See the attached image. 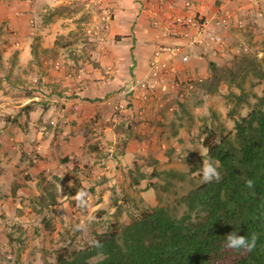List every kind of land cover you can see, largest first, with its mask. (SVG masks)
Instances as JSON below:
<instances>
[{"label":"rangeland","instance_id":"1","mask_svg":"<svg viewBox=\"0 0 264 264\" xmlns=\"http://www.w3.org/2000/svg\"><path fill=\"white\" fill-rule=\"evenodd\" d=\"M0 1L3 4L6 1H12V6L24 8L26 13L31 14L25 17V25L33 28L28 32L31 49H34V54L32 51L33 58L29 66L22 69L17 66L18 50L11 46L12 33H15V30L12 25L8 24V20L0 23V41L2 42L0 55L6 53L8 64H11L10 69L15 70L8 76L12 85L7 86L6 90L12 95L31 96L32 92L42 91L41 89L61 92L63 81H66V87H71L70 96L75 94L80 90H74V87L76 86L77 89L78 86H82L79 84H81V76L86 72V66L91 67L89 72L92 70L98 72L99 62L93 58V53L108 52L110 51L107 48L109 43L115 42L111 39L113 30L110 29L115 18L112 4L116 0ZM121 1L123 3L125 0ZM185 1L187 0L181 2L184 8ZM168 3L171 9L168 8ZM175 3V0H146L142 8L146 12L144 17L147 19L145 37L153 38L155 42L159 39L160 42L157 44L159 46L169 39V33L165 26H169L174 16L180 14L174 12ZM8 4L6 6H10ZM215 5L217 8L214 11H207L206 15H203L209 18L217 11H219L217 13L219 16L229 12V22L224 26L215 25V18L212 21L216 30L223 35L224 44L219 46L216 44L206 45L205 43L196 44L189 47V51L192 52L193 49L199 51L196 53L203 58L204 67L206 62L209 66V62L213 61L219 68H233L238 74L234 83L229 81L222 83L216 91L205 95L204 93L207 91L205 84H208L211 71L207 78L202 76L201 82L196 80L201 75L191 76L193 79L190 81L179 78V90L182 89L185 93L182 102L175 100L177 89L171 87L170 82L161 83L156 88L152 86L146 90L138 87L135 90L138 95L137 100H141V103L144 102L145 111H147L146 104H150L152 108H159L160 102L166 99L165 95H170L169 100H173L176 105L185 103L187 108L180 113L185 122L182 124L183 128L186 126L183 133L185 135L186 131L189 132L184 137L189 141L179 142V145L182 146L181 151L179 155H175L172 162L186 170L197 166L198 171H194L195 175L185 172L187 175L182 179L179 176L169 177L170 184L168 186L167 180H164L162 176L155 177L152 179L153 190L146 199H143L138 193V189H142L143 186L134 188L137 191L130 188L131 178L127 171L124 172V181L120 184V188L113 186L114 188L108 192L106 198H102L101 193L100 198H97L98 201L93 199L90 202L86 199L87 203L84 206H79L74 198L65 196L64 192L71 185L73 178L83 180V175L87 176L91 171L96 173L97 170L93 167L97 159L85 155L89 153L88 149V151L74 154L73 158L66 156L60 160L63 166L59 171L60 175L57 174L61 177V180L56 182L58 204L53 207L41 208L36 200L37 195L41 192L38 181L44 174L37 175L36 182L29 184L25 182L26 178L21 177L19 182L17 178L11 183L5 181L6 183L2 184L6 185L0 188V264H55L58 253H72V251L89 244L95 233L114 230L116 229L115 225L120 228L122 223H128L142 210L153 207L154 204L155 206H172L179 197L203 182L200 171L203 165L208 162V160L205 161L206 155L201 153L205 130L215 128L220 134L233 132L234 119L249 112V105L240 102L238 97L232 94V92H241L237 88L236 82L242 79L245 90L252 92L251 95L264 92V78L259 79L257 76L259 72L264 73V0H215ZM44 29H47L45 34H43ZM47 36L50 37L49 41L45 39ZM52 40L51 47L43 48V42L52 43ZM157 45L147 61L148 72L149 61L157 49ZM243 56H247L249 60L244 61ZM244 72L246 74L243 76ZM102 74L108 76L112 72L107 70ZM187 82L189 83L187 84ZM126 86H120L117 90L121 99L115 102L114 109L115 119L122 126L121 131L127 132L129 135L131 131H135V120L132 123L129 122L133 119L128 117L124 110H121L129 105L132 106L128 96L133 92L131 94L126 92L128 88ZM251 95L249 98L253 102L255 98ZM145 102L147 103L145 104ZM143 113L145 114V112ZM141 115L142 113L138 112L136 119H139ZM133 117L135 119L136 116ZM96 120L92 119L94 126V128H92L93 126L90 128L92 138L99 136L102 131L101 125L94 124ZM187 125H190V129H187ZM120 126L117 125L116 129ZM128 135H126V139ZM122 139H117V148L125 147L121 144ZM189 147L198 150L195 154L188 155ZM74 156L76 157L74 158ZM103 165L105 166V164ZM140 166H145V163L142 161ZM143 169L150 174L151 170H148L147 167ZM52 174L50 172L44 176L50 177ZM148 183L149 181L142 182L143 185H148ZM126 193H130L134 197V200L128 204L123 202ZM96 202L100 204L97 206ZM183 210V205L177 207L178 214H181Z\"/></svg>","mask_w":264,"mask_h":264},{"label":"crops","instance_id":"2","mask_svg":"<svg viewBox=\"0 0 264 264\" xmlns=\"http://www.w3.org/2000/svg\"><path fill=\"white\" fill-rule=\"evenodd\" d=\"M175 1L174 12L180 14L191 12V10L182 7V0ZM195 1L197 7L192 12L198 10L201 14L206 15L207 11H214L217 8L215 0ZM0 2V23L8 20V24L12 25L15 30V33H12L11 46L18 50L17 66L22 69L27 68L33 58L31 41L28 37L29 29L33 30V28L25 25V17L31 14L26 13L22 7L12 6V1H6L4 4L2 1ZM145 3L146 0H125L123 3L121 0H116L112 4L115 18L110 30H113L111 39L115 42H111L107 46L110 51L93 53V58L99 62L98 72L96 70L89 72L91 67L86 66V72L81 76L82 80L79 84L82 86H78L77 89L76 86L74 87V90L80 91L71 96V87L65 86L66 81H63L61 92L41 89L42 91L32 92L31 96L24 94L12 95L11 92L6 90L7 86L12 85L8 80V76L15 70L10 69L11 64H8L6 53L0 55V188L6 185L5 181L11 183L17 178L19 182L20 177L26 178L25 182L29 184L30 182H36L37 175H46L50 172L59 174L63 166L60 160L63 157L73 158L74 154H78L80 151H88V149L89 153L85 155L97 159L93 167L96 168V173L91 171L87 176L83 175V180H81L84 186L93 187L94 189L85 198L90 202L93 199L98 201L97 198H100L101 193L102 198H106L105 196L114 188L113 186L120 188V184L124 181V172L134 169L137 165L146 174H148V171L144 170V167H147L151 172L154 169L157 171L175 169L178 171L176 176H179L180 179L187 175L185 172H191L192 175H195V172L198 171L197 166L186 170L179 168L178 164L172 162L175 155H179L181 151L182 146L179 145V142L189 141L188 138L184 137L189 132L186 131L185 135L183 133L186 126L183 128L182 124L185 122L180 113L187 106L185 103L174 105L173 100L167 101L170 95L166 96L164 94L166 99L161 101L162 103L160 102L159 108H152L150 104L145 102L147 106V111H145L143 108L144 102L141 103V100H137V93L129 91V94L132 93L128 96L132 106L129 105V107L121 110H124L127 116L133 119L129 122L132 123L135 120V131H131L127 136V142L123 149L116 147L117 139L126 138V132L124 134L121 131L122 126L115 119V102L121 99L117 90L120 86L127 85L126 87H128L135 79L144 78L147 75V61L151 57L155 46L160 42L159 39L155 42L153 38L147 39L145 37L144 31L147 28V19L144 17L146 12L142 10ZM7 4L10 6H6ZM168 8L171 9L169 3ZM46 30L44 29L43 34ZM45 39L49 41L50 37L47 36ZM171 40L167 39L164 43L170 45L182 43L186 45L185 40ZM0 44H2L1 41ZM52 44L53 40L52 43L43 42L42 46L47 49ZM189 47L191 46L186 45L183 48V52H188L190 55L188 62L183 63L179 55L171 60L172 65L176 68L177 79L186 80L189 77L192 78L191 76L198 75L207 78L210 75L208 63L206 62L204 67L203 58L197 54L199 51L193 49L190 52ZM107 70H111L112 74L103 75L102 73L107 72ZM242 85L244 88L243 94L238 99L240 102L247 103L250 110L257 97L264 95V92L251 95L252 92H247L243 83ZM205 92V95L211 94ZM249 95L255 98V101H250ZM31 101L34 103L29 113L26 114L19 109ZM138 112L142 115L139 119H136L138 118ZM133 116H136L135 119ZM93 118L97 119L94 124L101 125L102 130L101 134L95 138L91 137L90 132V128L93 126ZM117 125L120 126L117 128L118 132ZM188 128L190 129V125H187ZM99 139L101 141H98ZM91 144H93L92 147ZM189 144L187 145L190 146ZM189 148L187 150L188 155L195 154L198 150L192 147ZM201 153L206 155L207 148L202 146ZM206 160L207 158H205ZM142 161L145 166H140ZM181 166L183 167V165ZM161 176L164 180H167L166 184L168 186L170 184L169 177L173 176L163 173H161ZM153 178H144L140 180L138 185L134 186L130 183L129 186L133 189L143 186L142 189H138V193L139 196L146 199L153 190ZM144 181H149L148 185H143L142 182ZM3 182L5 183L2 184ZM151 183H153L152 186ZM124 200L123 202L128 204L134 200V197L132 194L126 193Z\"/></svg>","mask_w":264,"mask_h":264},{"label":"trees","instance_id":"3","mask_svg":"<svg viewBox=\"0 0 264 264\" xmlns=\"http://www.w3.org/2000/svg\"><path fill=\"white\" fill-rule=\"evenodd\" d=\"M242 59L249 60L247 56ZM209 67L207 92L216 91L227 81L234 83L238 76L233 68H219L213 61ZM257 76L263 79L264 73ZM236 86L241 92L232 94L241 98L242 79ZM33 103L25 104L21 111L29 113ZM126 140L123 138L121 144L126 145ZM202 144L207 148V160L220 172L219 182H202L172 206L146 208L120 228L115 225L114 230L95 233L89 244L70 254L58 253L55 264H264V95L257 97L245 116L234 119L233 132L220 134L215 128H207ZM128 172L134 186L161 173L178 175L175 169H154L148 175L138 165ZM60 180L57 174L40 176L41 192L36 200L41 208L58 204L56 182ZM247 180L253 181L251 188ZM81 190L88 194L94 191L73 178L64 195L75 197ZM179 205L184 206L181 214L177 212ZM232 232L249 242L255 235L253 250L225 247Z\"/></svg>","mask_w":264,"mask_h":264},{"label":"built area","instance_id":"4","mask_svg":"<svg viewBox=\"0 0 264 264\" xmlns=\"http://www.w3.org/2000/svg\"><path fill=\"white\" fill-rule=\"evenodd\" d=\"M185 9L191 10L188 14H177L171 20L169 26H165L168 31L169 39L172 40H185L186 45L193 46L196 44H216L223 45L224 37L220 31L216 30L214 23H212L215 18V25L224 26L229 22L230 14L225 12L223 16L217 15L219 11L214 12L211 17H205L198 10H194L196 6L195 0L185 1ZM217 15V16H216ZM182 43L168 44L163 43L155 49V52L149 61V72L148 76L145 78H137L128 86L126 92H132L139 88L148 89L159 86L161 83L170 82V86L177 89L175 100L182 101L184 98V92L182 89L179 90V79L176 76V68L172 65L171 60L173 57L179 55V58L183 63L188 62L189 53L183 52V48L186 46ZM193 78H189L188 81ZM201 82L202 77L196 79ZM189 83V82H188ZM170 96L167 98V101ZM174 104V103H173ZM175 105V104H174Z\"/></svg>","mask_w":264,"mask_h":264},{"label":"clouds","instance_id":"5","mask_svg":"<svg viewBox=\"0 0 264 264\" xmlns=\"http://www.w3.org/2000/svg\"><path fill=\"white\" fill-rule=\"evenodd\" d=\"M201 175H202V180L205 183H210L213 180L216 182H219V180L222 178L220 175V172L218 171L216 165L209 160L206 162L201 170ZM246 185L251 188L253 186V181L252 180H247ZM88 196V193L84 190H81L77 192L76 196L74 199L77 201L79 206H84L87 201L86 197ZM97 246H99L98 242ZM256 243V236L253 235L251 238V241L249 242L246 237L240 236L235 232L229 233L226 237V242H225V247L227 248H243L245 251H252L253 248L255 247Z\"/></svg>","mask_w":264,"mask_h":264}]
</instances>
